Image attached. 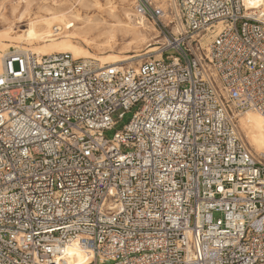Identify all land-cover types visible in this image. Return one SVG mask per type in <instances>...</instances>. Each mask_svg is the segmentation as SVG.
Here are the masks:
<instances>
[{"label":"built area","instance_id":"obj_1","mask_svg":"<svg viewBox=\"0 0 264 264\" xmlns=\"http://www.w3.org/2000/svg\"><path fill=\"white\" fill-rule=\"evenodd\" d=\"M136 9L160 57L5 56L0 264H64L74 243L89 264H264V153L241 126L264 116V15L247 0Z\"/></svg>","mask_w":264,"mask_h":264},{"label":"rangeland","instance_id":"obj_2","mask_svg":"<svg viewBox=\"0 0 264 264\" xmlns=\"http://www.w3.org/2000/svg\"><path fill=\"white\" fill-rule=\"evenodd\" d=\"M139 1L141 0H0V55L4 53L5 48H7L5 52L17 50L19 44L14 38L15 35L28 28L30 19L45 15L48 9H52L69 13L75 11L81 16L79 21H74L73 25L60 35L62 38L57 41V47L61 49L59 51H72L66 49V46L73 41L82 47L87 57L97 60L101 65L118 62L136 65L149 54L152 57H159L158 47L164 41L163 34L149 19H144L145 26L140 28V35L125 31L118 32L112 48L103 47L101 39L96 40L84 32L87 27L84 22L88 19L115 22L116 17L110 14L111 9H114L120 18H123L126 10L138 15L136 6ZM168 1L170 0H153L157 5H166ZM135 18L139 20L138 17ZM22 47L31 48L32 46L23 44ZM108 58H114L112 59L114 62L106 60ZM132 115L133 111L127 113L120 125L106 131L105 135L112 137L116 130L128 123Z\"/></svg>","mask_w":264,"mask_h":264},{"label":"bare ground","instance_id":"obj_3","mask_svg":"<svg viewBox=\"0 0 264 264\" xmlns=\"http://www.w3.org/2000/svg\"><path fill=\"white\" fill-rule=\"evenodd\" d=\"M247 7L254 9L258 15H264V0H247ZM68 13L48 9V13L45 15L30 19L28 28L22 33L16 34L14 37L19 44L17 50H31L40 55L53 52H70L76 58H90L84 53L82 47L73 41L69 42V46H66V49H71L72 51H59L61 49L57 47V41L62 38L60 35L71 27L74 21L81 19V16L75 11ZM110 14L116 17V21L113 23L105 20L94 21L92 19L84 22L87 25L84 30L85 34L96 40L101 39L100 42L103 47L112 48L118 32L125 31L140 35V28L145 26V17L143 15H135L126 10L123 13V18H120L116 15L114 9H111ZM135 17H138L139 20L137 21ZM55 28H57V31H55ZM23 44L31 45L32 47H22ZM6 49L0 55V73L4 68V58L8 54V52H5ZM158 56L160 57V53ZM112 59L114 58H108L106 60L114 62ZM241 126L256 151L258 153H264V116L259 112L248 111L242 116ZM67 253L68 257L64 264H89L93 260V252L83 249L76 243L68 246Z\"/></svg>","mask_w":264,"mask_h":264}]
</instances>
